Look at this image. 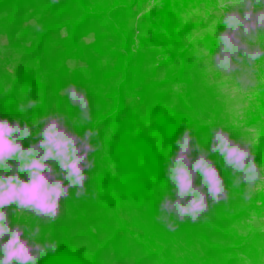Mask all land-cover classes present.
I'll return each instance as SVG.
<instances>
[{
  "label": "rangeland",
  "instance_id": "1",
  "mask_svg": "<svg viewBox=\"0 0 264 264\" xmlns=\"http://www.w3.org/2000/svg\"><path fill=\"white\" fill-rule=\"evenodd\" d=\"M87 4L89 12L105 15L119 32L121 40L109 36L107 46H112L111 51L125 53L127 57L124 45L130 43L132 56L141 52L145 79L155 92L164 96L163 101L149 102L134 117L127 118L124 131L146 132L174 119L175 122L184 119L195 126H223L233 139L251 141L256 162L264 165V90L239 92L233 81L222 79L212 69L210 56L202 51L206 48L214 53L217 42L212 33L219 34L226 27L219 24L222 10L217 0H88ZM117 10H124L118 19L114 16ZM33 22L37 23V18L25 21L10 42L3 29L6 17L0 14V89L5 95L16 84L20 85L25 75L37 79L38 70L26 57V48L34 37ZM64 35L62 31L61 36ZM259 39L264 44V34ZM92 41V36L83 40L85 44ZM257 63L264 65V60ZM101 64L109 65L113 71L109 83L100 89L106 103L101 114L108 116L113 108L112 97L124 75L114 69L117 60L108 62L103 58ZM66 66L87 76L83 62L69 60ZM258 78L264 79V67L260 68ZM9 115V111L0 109V117L11 121ZM29 115L30 110L26 113ZM115 132L113 128L107 130L103 147L94 154L95 168L88 173L96 171L98 176L104 170L109 173L108 200L102 203L103 209L94 223L104 226L98 232L96 246L105 243L110 234L120 233L134 247V253L124 264H136L137 260L150 256L147 264H264V190L245 201L243 186L232 188L230 171L221 170L230 193L228 203L216 205L206 222H185L177 231H169L155 220L158 203L150 209L145 201L129 198V190L119 184L126 174L118 169L116 156L126 153L129 145L125 134L119 136ZM212 158L223 164L218 156ZM30 217L31 214L25 213L12 219L15 223ZM93 226L78 224L72 233L92 236L97 234ZM91 244L80 242L72 249V255L55 253L54 260L45 263L39 260L37 264H87L86 257L94 249Z\"/></svg>",
  "mask_w": 264,
  "mask_h": 264
},
{
  "label": "clouds",
  "instance_id": "2",
  "mask_svg": "<svg viewBox=\"0 0 264 264\" xmlns=\"http://www.w3.org/2000/svg\"><path fill=\"white\" fill-rule=\"evenodd\" d=\"M60 2L50 0L53 5ZM217 5L222 10L219 24L226 27L219 34L212 33L216 51L202 48L204 55L210 56L212 69L222 79L233 81L239 92L264 90L260 87L264 79L258 78L264 65L257 63L264 60V44L259 39L264 34V0H217ZM33 27L37 33L45 31L42 24L33 22ZM60 95L78 109L76 119L70 120L63 112L35 117L31 123L0 117V264H37L49 253L55 254L58 241L37 239L40 223L54 224L60 218L61 202L70 198L72 190L77 200L100 198L86 187L88 173L95 168L94 154L103 147L100 131H76L77 126L93 121L87 91L69 83ZM40 104V99L28 98L19 102L17 110L26 114ZM193 131L185 127L166 163L170 188L159 201L155 220L172 232L185 222H206L216 205L228 203V186L213 156L222 160L223 170L230 171L231 187L243 186L245 201L264 190V165L256 162L251 141L233 139L223 126H215L205 147ZM25 213L37 218L34 228L13 222V216Z\"/></svg>",
  "mask_w": 264,
  "mask_h": 264
},
{
  "label": "trees",
  "instance_id": "3",
  "mask_svg": "<svg viewBox=\"0 0 264 264\" xmlns=\"http://www.w3.org/2000/svg\"><path fill=\"white\" fill-rule=\"evenodd\" d=\"M87 3L88 0H61L59 4L53 5L50 0H0V14L6 17V26L3 29L10 42L15 40L25 21L30 18H37V23L42 24L45 29L43 33L34 32V37L26 48L28 61L38 70L37 79L31 80L25 75V80L20 85L16 84L9 95L3 94L0 89V109L9 111L11 119H20L22 122H31L35 117L52 112H63L72 120L78 117V109L66 97L61 96L60 92L69 83L85 88L92 106L93 121L86 126H77L76 131L82 134L86 128L99 129L101 143L106 139L109 128H113L119 136L126 135L129 150L116 156L118 169L126 174L119 184L129 190V198L145 201L153 209L169 190L165 168L169 156L176 151L175 140L185 127H189L194 130L193 134L201 145L208 147L211 142L210 127L195 126L184 119L175 122L174 119L166 120L146 132L139 130L132 134L129 130H123L127 118L134 117L149 102L163 101L164 96L155 92L150 82L145 79L141 52L132 56L130 43L124 45L127 57L125 53L111 51L112 46H107L109 36L121 40L119 32L105 15L89 12ZM123 11L117 10L115 18L121 17ZM62 31L65 32L64 36H61ZM89 36L93 37V41L85 44L83 40ZM141 45H144L143 41ZM103 58L108 62L117 60L118 64L114 69L123 71L124 75V80L112 97L113 108L108 116L101 114L106 103L100 95V89L109 83L113 71L109 65L102 66ZM69 60L85 63L87 76L80 70L70 71L66 66ZM28 98L40 99L41 104L37 109L30 110L31 116L27 117L17 110V106ZM96 105H99L98 110ZM24 146H28L27 141ZM217 166L223 173L227 172L223 170L220 162ZM89 175L90 180L86 187L89 193L95 190L100 198L77 200L72 190L70 198L61 202L60 218L54 224L40 223L41 233L37 239L39 242L45 239L58 241L59 246L55 253L59 255L67 252L72 255V249L80 242H91L94 249L86 257L87 264H124L134 253V247L128 245L120 233L110 234L105 243L96 246V237L104 226L94 223L99 219L96 215L103 209L102 203L108 200L106 191L109 173L104 170L100 176L96 171ZM20 223L34 228L38 220L32 216ZM78 224L88 228L94 225L97 234L73 235L72 230ZM54 259L55 254L49 253L40 261L45 263ZM151 259V256L141 258L136 264H147Z\"/></svg>",
  "mask_w": 264,
  "mask_h": 264
}]
</instances>
